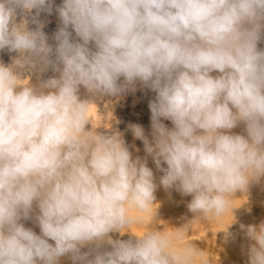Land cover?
I'll use <instances>...</instances> for the list:
<instances>
[{"label": "clouds", "instance_id": "9594fccd", "mask_svg": "<svg viewBox=\"0 0 264 264\" xmlns=\"http://www.w3.org/2000/svg\"><path fill=\"white\" fill-rule=\"evenodd\" d=\"M33 9L36 23L51 0H0V50L20 54L0 64V264H58L67 254L73 264H193L197 248L174 247L191 224L127 240L110 233L139 221L129 208L155 200L147 157L160 185L190 195L189 211L206 221L264 176V0H63L54 52L41 25L16 22ZM38 64L59 78L22 83L15 69ZM137 81L156 93L151 140L130 125L145 158H133L120 133L86 129L92 102L78 95L80 86L117 95ZM241 122L247 136L229 134ZM34 202L39 235L20 222ZM241 228L254 242L249 264H264V222Z\"/></svg>", "mask_w": 264, "mask_h": 264}, {"label": "bare ground", "instance_id": "6f19581e", "mask_svg": "<svg viewBox=\"0 0 264 264\" xmlns=\"http://www.w3.org/2000/svg\"><path fill=\"white\" fill-rule=\"evenodd\" d=\"M63 3V0H51V12L48 11H41L39 13V16L36 17V23L33 22L32 18L36 15V10L33 9L31 13L29 14H19L17 15L16 22L19 24L24 20H27V27L30 30H35V28L39 25H41V31L45 34L47 39H49L52 34L61 27V21L57 12V8L61 6ZM258 50H264V29L261 31L260 39L257 43ZM91 50L95 51V48H91ZM20 58V54L15 51H9L7 48L0 50V64H3L4 66H12L14 61ZM51 59L55 60V55L51 56ZM42 65H37L36 67H40ZM15 71L20 75V78L24 81L22 83L27 84L28 86L34 87L36 89H39L41 84L45 81H47L50 78H56L54 70L51 66L47 67L44 73H41L39 70L32 69L29 71L27 68L24 67H18L15 69ZM29 75V77H27ZM213 77L219 75L217 71H213L210 73ZM30 78L29 82L27 81ZM120 82H123V78L121 77ZM78 95L81 100H89L92 103L89 105L88 112L86 114L87 119L89 116L97 111L103 112V113H113L116 116H119V121L116 122L115 125L111 126L110 128L106 129L102 133L106 134H112V133H120L122 134V138L125 141L126 147H128L130 152L137 153L138 156H141V158H145L146 153L144 150V144L141 140L135 139L133 136V133L131 131L130 125H140L145 135L147 136V133L149 132V128L151 127V111L149 108V103L151 101L155 100L156 93L151 90L150 88L144 86L141 82L137 81L134 85L130 86L126 91L117 94V95H108V94H96L93 95L90 93L85 87L80 86ZM137 99H141L144 101V106L142 108V111L140 112L139 117L135 119H125L124 117L126 114H128L136 104ZM90 121V120H89ZM166 124H172L170 120H165ZM242 125L243 130H246L245 125L243 122L240 123ZM90 123L86 125V129H90ZM153 161L151 157H147V164H151ZM163 167H166V165H162ZM163 174V173H162ZM157 191V189H156ZM154 193L155 200L153 201L152 205L148 206V209L146 211H140L135 208H129V215L132 217H139V221L137 223H134L130 225L128 228L123 229L121 232H114L110 233V236L113 240L119 239V240H127L129 239L133 234L134 235H143L144 229H150L151 224L150 221H148V218H146V214L151 213L149 210L153 207L154 203L159 205V199L161 196H159L157 193ZM35 204V202H34ZM34 206V205H33ZM34 208V207H33ZM39 212V209H37L36 212L33 211L32 213V219L29 220H21L20 222L24 224L26 228H31L37 235L40 234V228L35 221L34 217ZM260 212L258 208H248L245 213H239V214H233L231 217L225 220L223 223V229L225 232L233 233V232H240L241 231V225H243L242 222L247 221L246 216L248 217H256L257 214ZM249 222V221H248ZM144 228V229H143ZM146 232V231H145ZM184 238L188 239H182L175 243L174 247L176 248H184V247H195L200 251V248L197 247L196 242L197 239L193 238L192 236H187ZM49 243H52L54 245V241L49 240ZM93 247V245H86L81 248V252H89L90 249ZM104 249L110 250V245L105 244L103 246ZM201 255L197 256L195 258V262L193 264H228L227 260L219 259L216 263L215 261L211 260L210 257L203 253V251H200ZM58 264H73V260L71 258V254H67L65 256H62L58 260Z\"/></svg>", "mask_w": 264, "mask_h": 264}, {"label": "rangeland", "instance_id": "374dc122", "mask_svg": "<svg viewBox=\"0 0 264 264\" xmlns=\"http://www.w3.org/2000/svg\"><path fill=\"white\" fill-rule=\"evenodd\" d=\"M57 31H55L52 36L47 39V43L53 48V52L57 46V42L54 38ZM68 31L72 33L71 39L73 41L81 42L71 27H69ZM88 47L90 49L95 48V45L93 42H90ZM24 68H27L29 71L32 69L39 70L41 73H44L46 70L43 69L42 66L35 68L24 66ZM54 73L55 77L59 78L60 73L57 71H54ZM27 77H29V75H27ZM29 80L30 78L27 81L29 82ZM45 91L49 90L45 89ZM143 106L144 101L137 99L133 109L122 117V120L123 118V121H125V119H135L139 117ZM119 118V116H116L113 113L108 112L105 114L96 110V112L89 116L88 120H90V129L93 127L94 129L96 128V131L103 132L115 125L116 122L119 121ZM161 122L168 128L173 127L172 124H166L163 118H161ZM151 132L152 128L150 127L149 132L147 133L149 140L152 138ZM229 134L247 136L246 130H243L240 123L235 128L231 129ZM131 153L133 158L138 156L137 153ZM162 165L164 164L162 163ZM147 166L153 171L154 182L157 185L156 193L161 196L159 199L160 204L157 205L154 203L153 207L149 210L151 213L145 215L151 223L149 224L151 225L150 229L155 227L157 230L164 231L167 234H172L175 231V228H179L185 224H191L188 234L184 237L192 236L197 239V247L200 248V251L207 254L211 260L215 261V263L219 259L225 258L228 264H249L248 249L254 242L247 238L246 233L242 228H240V232L228 233L224 231L222 225L225 220L233 214H239L242 212L244 214L248 208H258L260 212L257 214L258 216L253 218L246 216L247 221L242 222L244 226L259 225L261 222H264V176H261L258 180L251 182L246 191H237L234 194L231 205L233 208L232 211H227L220 218L206 221L203 219H196V216L189 211L188 204L192 199L190 195H182L180 192L176 191L175 188L166 190L160 185V177L163 174L156 169L155 163L152 162L151 164H147ZM33 205V211L36 212L38 207L36 204ZM155 212L156 218L153 220ZM245 215H247V213H245ZM150 229H144L142 231L144 233ZM183 239L185 240L188 238ZM175 243L180 242L177 241L174 242V244Z\"/></svg>", "mask_w": 264, "mask_h": 264}]
</instances>
